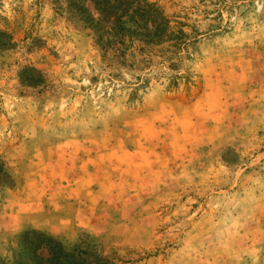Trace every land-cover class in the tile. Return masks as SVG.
Wrapping results in <instances>:
<instances>
[{
	"label": "rangeland",
	"instance_id": "374dc122",
	"mask_svg": "<svg viewBox=\"0 0 264 264\" xmlns=\"http://www.w3.org/2000/svg\"><path fill=\"white\" fill-rule=\"evenodd\" d=\"M148 1L184 24L187 46L103 51L65 0H0L5 264L45 223L18 216L25 168L75 169L64 153L84 145L99 191L63 202L98 209L54 236L66 247L89 239L126 264H264V0Z\"/></svg>",
	"mask_w": 264,
	"mask_h": 264
},
{
	"label": "trees",
	"instance_id": "16d2710c",
	"mask_svg": "<svg viewBox=\"0 0 264 264\" xmlns=\"http://www.w3.org/2000/svg\"><path fill=\"white\" fill-rule=\"evenodd\" d=\"M65 1L72 16L92 29L96 43L103 51L115 47L116 41L125 47L127 39L139 40L146 45L174 41L177 47H185L190 41L182 29L183 23H177L181 28L175 31L164 11L148 0ZM13 182L6 163L0 157V186ZM19 238L12 264H126L105 255L89 239L80 240L68 248L61 239L41 230L25 231ZM0 264L5 263L0 260Z\"/></svg>",
	"mask_w": 264,
	"mask_h": 264
},
{
	"label": "crops",
	"instance_id": "0c3cea01",
	"mask_svg": "<svg viewBox=\"0 0 264 264\" xmlns=\"http://www.w3.org/2000/svg\"><path fill=\"white\" fill-rule=\"evenodd\" d=\"M87 148L85 145L81 146V150H86ZM81 150L77 151L73 147L64 153V158L69 160L70 163L71 161L74 163V158H77L78 161L75 164H78V166L75 169L71 168L68 171L67 169L66 171L59 169L57 172L55 163L60 162L61 159L60 161L54 160L52 162L53 167H50V161H47L48 166L46 164L37 170L32 171L27 167L25 168L24 180L26 187L24 188V193H27V195L23 199V202L19 204L18 216L32 214L33 216L43 217L42 221H45V223L39 225H31L30 228L49 231L53 236L57 237L64 234L65 230H70V227L73 225L79 228H87L88 223H84V221H86L89 214H92L87 208L98 209L97 203L92 204L88 199L80 195L78 198H74L75 200L73 201L63 202L64 198L62 195L64 192L69 193L73 199L70 192L80 194L83 192L94 193L99 191L96 187L101 181H97V179H99L101 172H104V169H101L99 164L98 167L90 166V164L95 162L94 159H91L89 155L83 154ZM52 205H55L54 210L56 211L54 212H51ZM65 224L69 227L62 226Z\"/></svg>",
	"mask_w": 264,
	"mask_h": 264
}]
</instances>
